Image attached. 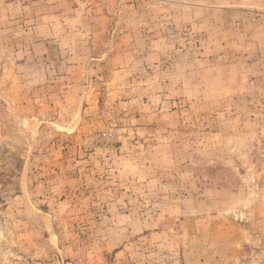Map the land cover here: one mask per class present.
Segmentation results:
<instances>
[{"label": "rangeland", "instance_id": "rangeland-1", "mask_svg": "<svg viewBox=\"0 0 264 264\" xmlns=\"http://www.w3.org/2000/svg\"><path fill=\"white\" fill-rule=\"evenodd\" d=\"M0 264H264V0H0Z\"/></svg>", "mask_w": 264, "mask_h": 264}]
</instances>
